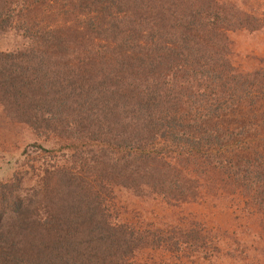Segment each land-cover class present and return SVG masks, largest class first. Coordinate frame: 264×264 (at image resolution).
<instances>
[{"label": "trees", "instance_id": "obj_1", "mask_svg": "<svg viewBox=\"0 0 264 264\" xmlns=\"http://www.w3.org/2000/svg\"><path fill=\"white\" fill-rule=\"evenodd\" d=\"M261 24L221 0H0V34L22 40L0 51V105L67 149L32 184L0 178V264L218 252L198 222L130 223L121 191L169 206L237 196L264 235V71L236 73L228 36Z\"/></svg>", "mask_w": 264, "mask_h": 264}, {"label": "rangeland", "instance_id": "obj_2", "mask_svg": "<svg viewBox=\"0 0 264 264\" xmlns=\"http://www.w3.org/2000/svg\"><path fill=\"white\" fill-rule=\"evenodd\" d=\"M221 1L234 4L240 10L260 19L262 23V27L254 31L229 32V59L235 72L248 74L264 71V0ZM21 44L22 40L14 32L0 34V51L16 50ZM63 144L64 141L60 139L39 136L28 125L9 118L0 105V178L11 176L14 170L21 169L22 175L32 184L31 177L39 174L41 169L67 159L66 153L61 150H67ZM29 186L26 189L29 190ZM230 198L231 196L220 199L205 195L196 202L169 206L159 198L136 197L121 191L117 193L115 202L121 216L137 226L153 225L164 228L198 222L212 230L219 250L216 254L209 250L204 260H196L197 264H264L261 216L250 213L243 205L242 198ZM149 255L152 258L159 257L158 253ZM144 257L145 255H141L139 258ZM174 262L194 264L185 257H180L179 261L174 259Z\"/></svg>", "mask_w": 264, "mask_h": 264}]
</instances>
